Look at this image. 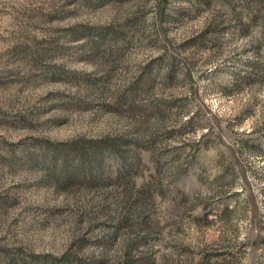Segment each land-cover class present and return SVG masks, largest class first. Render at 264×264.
I'll return each instance as SVG.
<instances>
[{
	"label": "rangeland",
	"instance_id": "1",
	"mask_svg": "<svg viewBox=\"0 0 264 264\" xmlns=\"http://www.w3.org/2000/svg\"><path fill=\"white\" fill-rule=\"evenodd\" d=\"M0 264H264V0H0Z\"/></svg>",
	"mask_w": 264,
	"mask_h": 264
},
{
	"label": "trees",
	"instance_id": "2",
	"mask_svg": "<svg viewBox=\"0 0 264 264\" xmlns=\"http://www.w3.org/2000/svg\"><path fill=\"white\" fill-rule=\"evenodd\" d=\"M231 154L234 155V151H233V149H231ZM124 162H125V161H124ZM124 162H123V165L126 164V163H124ZM126 166H127V167H126ZM125 167H126L127 169H130V166H129V165H125Z\"/></svg>",
	"mask_w": 264,
	"mask_h": 264
}]
</instances>
